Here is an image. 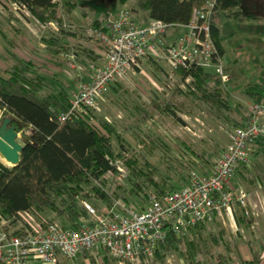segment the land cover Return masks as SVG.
Here are the masks:
<instances>
[{
  "label": "trees",
  "instance_id": "obj_1",
  "mask_svg": "<svg viewBox=\"0 0 264 264\" xmlns=\"http://www.w3.org/2000/svg\"><path fill=\"white\" fill-rule=\"evenodd\" d=\"M0 1L9 7L12 0ZM21 1L29 5L33 15L40 21L54 20L62 25L61 15L57 11L60 0ZM120 1L127 3L131 0ZM215 1L214 13L233 10L249 0ZM207 2L133 0L132 9L143 12L147 20L186 24L192 19L195 9L203 7ZM67 5L75 8L76 2H68ZM213 19L212 37L224 54L220 27ZM92 26L106 30L100 21L93 22ZM49 42L54 45L58 41L50 39ZM97 44L104 49L99 40ZM176 73L180 79L193 76L195 89L184 92L176 86L169 96L155 98L149 105H144L140 96L122 89L121 83L110 85L106 96L129 111L128 122L120 132L118 125L106 118L94 116V110H89V113L79 118L61 122L59 114L70 108V92L55 80L38 73L33 62L25 60L15 64L13 69H0V109L4 110L5 117L11 118V126L16 128L23 145L17 166H9L0 159V206L4 217L11 218L23 210H34L41 214L51 211L77 226L90 219L83 200L89 201L102 215L109 213L116 200L141 210L150 195L141 196L142 204L133 205L127 195L119 194L117 189L123 186L109 174L110 170L115 169V160L121 158L129 166L131 173L128 181L133 184L137 195L142 192L140 185L152 187L157 195L178 188L173 181L174 175L162 174L156 164L146 158L145 153L151 155L158 149L171 146L180 152L189 151L204 163H209L205 151H199L196 145L183 140L174 143L159 136L153 117L173 115L178 121L184 122L178 116L180 112L237 127L244 126L250 114L243 108L241 112L235 111L227 88L226 92L214 80L217 78L214 72L191 66L188 69L180 68ZM247 94L254 102L264 100L263 87ZM114 142L118 145L117 150ZM255 142L253 140L249 143L250 148ZM137 143L142 146L140 149ZM190 171L184 169L185 175L181 177L189 179ZM254 172L246 165H241L234 178L251 185L257 180L264 182V164L261 160ZM157 176H160V181L156 180ZM230 183L233 185L231 189ZM230 183L224 191L237 188L233 179ZM97 200L108 202L110 206L104 209L98 205ZM235 219L240 228H251L254 222V216L246 214L241 202L236 203ZM216 225L217 231L209 234H206L207 226L204 223L192 226L189 231L181 234L170 233L154 250L155 259L164 260L168 254L177 251L186 264H205L206 259L215 257L218 264H263L264 238L245 242L232 240L221 223ZM238 234L242 237L240 231ZM207 243L214 248L215 256H209L203 250ZM101 254L105 255H99L94 260L100 257L98 259L104 263L115 261L107 254V250L103 249Z\"/></svg>",
  "mask_w": 264,
  "mask_h": 264
},
{
  "label": "built area",
  "instance_id": "obj_2",
  "mask_svg": "<svg viewBox=\"0 0 264 264\" xmlns=\"http://www.w3.org/2000/svg\"><path fill=\"white\" fill-rule=\"evenodd\" d=\"M215 6V0H208L203 7L195 9L186 24L157 20L143 23L136 11L125 9L106 30H94L93 35L104 47L102 63L94 68L89 81L79 82L69 110L60 113L59 120H73L89 110H97L110 85L124 83L141 73L146 59L162 62L174 87L178 85L185 91L195 89V78L180 79L176 73L180 68H203L226 82L229 76L224 57L211 33ZM0 15L7 21L13 16L10 24L20 20L31 30L34 21L42 30L61 29L58 21H40L21 0L10 1L9 7L0 1ZM180 30L183 34L170 42L168 33ZM76 68V56L72 54L66 72L71 75V69ZM249 114L244 126L234 127L230 132L228 147L217 161L202 167L200 173L191 170L188 183L180 188L163 195L150 194L141 210L116 200L109 213L102 215L89 201L83 200L90 219L74 226L62 225L34 210L19 211L5 218L0 206V262L62 264L79 257H97L105 249L118 264H138L154 257V250L170 233L181 234L199 223L215 221L236 227L233 212L237 202H241L247 215L254 216L249 194L241 188L224 190L237 169L250 163L249 143L264 138V102H253ZM3 116L4 110L0 109V117ZM185 128L190 129L187 125ZM113 165L115 169L109 174L123 182L130 174L129 167L121 158Z\"/></svg>",
  "mask_w": 264,
  "mask_h": 264
},
{
  "label": "rangeland",
  "instance_id": "obj_3",
  "mask_svg": "<svg viewBox=\"0 0 264 264\" xmlns=\"http://www.w3.org/2000/svg\"><path fill=\"white\" fill-rule=\"evenodd\" d=\"M68 2H76V7L72 8L67 5ZM133 4V0L127 3H122L120 0H60L57 11L61 15V26L63 30L57 33H53L51 29H46L45 32L39 30L40 32L36 35H40V37H37L38 41L35 43L41 41L45 47H41L38 44L30 46L25 39V35L17 36L13 34L11 36L16 42L14 48L20 49L28 56V61H32L36 65V71L38 73L46 76L50 80H55L58 85L64 86L70 94L73 91L77 92L79 87L75 80L76 73L71 71L74 77H70L64 72L68 67L67 60L64 57V51H62L63 48L69 47L72 44L74 46L84 45V47L92 46L98 50L101 49V46L97 44L98 39L93 35L96 29L93 28L92 23L100 21L104 27H109L117 19L121 11L125 9L133 10ZM138 16L140 19H143L144 13L140 12ZM213 18L215 23L220 27L221 37L223 38L222 44L225 49V53L223 54L225 68L229 76L226 82H222L221 80L218 82V77L214 78V80L226 92L228 90L229 98L235 111L241 112L243 108L249 112L250 105L254 101L249 98L247 93L249 91H256L260 87L264 88V0H249L246 4L233 10L216 12ZM78 19H82L84 23L78 21ZM0 21L7 22L1 15ZM33 25L35 27L37 26L35 21ZM90 28L92 31H88ZM182 34L183 31L180 30L176 33L175 37H180ZM52 36L58 37L60 41L57 44L49 46L50 44L46 41L50 39L55 40ZM47 46L49 47L47 48ZM83 58L84 61L88 60V57ZM14 65L15 63L10 62L7 64L6 69H13ZM142 67L143 71L141 73H137V75L122 83V89L129 90L133 95L140 96L144 105H149L155 98H165L173 92L175 85L168 78L165 71L166 68L162 62L150 59ZM180 89L183 90L182 88ZM183 91L186 92L185 90ZM128 114L129 111L124 109L120 104L113 102L106 95L99 103V108L94 110V116L106 118L113 124L118 125L120 132L124 124L128 122ZM178 116L184 122L178 121L173 115H155L153 117L155 119L153 124H155V130L159 136L167 138L174 143L178 140H183L188 144L196 145L199 151H205V154L210 160L218 159L228 147L230 141L229 135L235 126H227L210 118L203 119L199 116H192L180 112H178ZM186 125L190 127L189 130L185 128ZM260 140L264 141L263 138H260ZM113 144L117 150V143L114 142ZM137 147L140 149L142 146L137 143ZM253 154L254 151L250 148L248 152L250 161L254 157ZM144 155L156 164L162 174L174 175L173 181L178 185V188L184 186L186 181H188L187 178L181 177L185 175L183 172L184 169H188V171L193 169L200 173L202 172L201 164L209 167L214 162L209 161V163H204L199 157L195 155L192 157L193 154L189 151L180 152L171 146L158 149L151 155L146 153ZM262 156L264 159V153ZM129 176L123 182L119 181L123 187L117 189V192L122 195H127L133 205L142 204L143 199L141 196L147 197L150 194H155V190L152 187L140 185V187L142 186V192L141 195H137L133 184L128 181ZM156 180L160 181V176H157ZM180 181L184 183L182 184ZM233 181L235 184L238 182L237 178H233ZM240 188L248 194H251L250 198L248 197L250 208V204H252L258 210L256 216H254V219L257 221V224L254 225L255 227L251 230H242V237H240L238 231L235 230L236 227L231 228L229 224L225 226L221 221H215L206 224V234L217 231L216 224L221 223L232 240L237 239L239 241L240 239L245 242L259 240L264 236V186H253L249 184V186L244 185ZM90 194L93 193L90 192ZM97 202L104 209H108L110 206L105 201L97 200ZM111 202L113 204V201ZM132 208L134 209V206ZM42 215L47 219H54L62 225L70 224L65 217H59L55 212L47 211ZM203 250L208 252L209 256H215L213 255L215 254L214 248L210 243L204 245ZM104 255L101 254L100 257ZM98 258L94 260L95 257H90L89 259L79 257L73 261H64L62 264H118L114 260L104 263ZM216 261V257L209 258L205 260V264H218ZM138 264H186V262L177 251H173L164 260L152 257Z\"/></svg>",
  "mask_w": 264,
  "mask_h": 264
},
{
  "label": "crops",
  "instance_id": "obj_4",
  "mask_svg": "<svg viewBox=\"0 0 264 264\" xmlns=\"http://www.w3.org/2000/svg\"><path fill=\"white\" fill-rule=\"evenodd\" d=\"M137 14L140 15V12H137ZM12 19H13V16H10V18L8 19V21L6 23L0 21V23L2 24L0 26V69L1 70H6V66L10 62H13L16 64V63H19L21 61L28 60V56L23 51H21L20 49L14 48L16 46V42L13 40L11 35H13V34L17 35V36H24L25 35V39L27 40V42L30 46H35L36 44H38L41 47H45V45L43 43H41L40 40H39L40 42H38V43H35V42L38 41L37 37H40V35H38V36L36 35L37 33L40 32L39 30H41L42 32H45L46 30H42L37 26L35 27V25H33V30H31L27 26H25V24L20 20H16L15 24H10V21ZM139 19H140V17H139ZM140 20L143 23H147L149 21L145 17L143 19H140ZM78 21H81L82 23H84L82 21V19L81 20L78 19ZM86 26H87V24H86ZM107 28L108 27H106V29ZM61 30L62 29H60V32H61ZM90 30H91V28L88 29V31H90ZM51 31L53 33L58 32V31H55L52 29H51ZM177 32L178 31H170L168 33V40L170 42L176 38L175 35ZM52 37L55 39V41H60V39L58 37H56V36H52ZM66 37H68V36H66ZM66 37H64V38H66ZM46 42H48L50 44L49 40H47ZM49 46H52V45L50 44ZM49 46H47V48ZM69 47L71 49H68L67 47H65V48H63L62 51H64V57L67 60V67H68V62H69V56L72 54H74L76 56V64H77L78 68L71 69V71H74L76 73L75 74L76 75V77H75L76 84L79 85L80 81H89L91 79V76L94 73V68L99 67L102 63V59H103V55H104V49L101 48L98 50L97 48L92 47V46L84 47V45L74 46L72 44ZM74 47H76V48L74 49ZM83 50H84V52H83ZM82 54H84V55H82ZM83 57H86V58L88 57V60L84 61ZM149 60L150 59L144 60L143 66ZM66 70H67V68L65 69L64 72H66ZM66 74H68V73L66 72ZM68 75L70 77H74L72 75V72H71V75L70 74H68ZM135 75H137V74L132 75L130 78L134 77ZM73 93H75V92L73 91L70 95L72 96ZM251 149L254 151V154H253L254 157L251 158L250 163L246 166L251 168L252 171L254 172V168L257 166L258 163H260V160L262 162L264 160L263 156H262L264 153V150H263L264 149V141L260 140V139L256 140L255 145H252ZM257 154H259V155H257ZM221 155H220V157H221ZM192 157H194V156H192ZM218 159H212L210 161H217ZM204 166L205 165L201 164V168L203 167V169H204ZM205 167H207V166H205ZM237 180H238V182H236V184H237L236 189H239L241 186H244V185L249 186V184H244L239 179H237ZM188 181H189V179H188ZM188 181L186 183H188ZM254 185H259V186L263 185L264 186V182L261 180H257L256 183L253 184V186ZM231 187H233L232 183H230V189H231ZM250 195L251 194H249V198H250ZM250 205H251L252 211L254 212V216H256V213L258 212V210L256 209V207L254 205H252V204H250ZM235 211H236V207L234 208V212H233L234 219H235ZM235 221H236V219H235ZM255 224H257L256 219H254V222H253V225L251 228H246V227L240 228L236 222V228L238 229V232L239 231L241 232L244 229L251 230L255 227L254 226ZM262 238H264V236ZM262 257L264 258V250L262 252Z\"/></svg>",
  "mask_w": 264,
  "mask_h": 264
},
{
  "label": "water",
  "instance_id": "obj_5",
  "mask_svg": "<svg viewBox=\"0 0 264 264\" xmlns=\"http://www.w3.org/2000/svg\"><path fill=\"white\" fill-rule=\"evenodd\" d=\"M23 145L19 139V133L11 126L10 117H0V159L9 166H17Z\"/></svg>",
  "mask_w": 264,
  "mask_h": 264
}]
</instances>
